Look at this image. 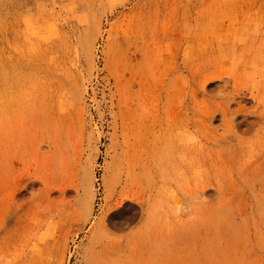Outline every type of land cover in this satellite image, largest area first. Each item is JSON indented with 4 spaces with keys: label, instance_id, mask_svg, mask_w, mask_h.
Returning a JSON list of instances; mask_svg holds the SVG:
<instances>
[{
    "label": "rangeland",
    "instance_id": "obj_1",
    "mask_svg": "<svg viewBox=\"0 0 264 264\" xmlns=\"http://www.w3.org/2000/svg\"><path fill=\"white\" fill-rule=\"evenodd\" d=\"M122 1L27 0L28 12L13 18L0 0V264H123L131 255L130 264H145V247L177 238L190 205L181 201L201 178L186 160V180L174 179L182 160L171 126L216 104L189 93L199 59L221 72L228 56L264 47V0ZM254 59L261 74L246 72L234 86L264 76V53ZM159 137L164 152L147 177L141 152ZM252 154L245 143L216 146L206 166L219 209L264 207ZM150 188L151 217L122 232L108 221L98 227L123 190Z\"/></svg>",
    "mask_w": 264,
    "mask_h": 264
},
{
    "label": "bare ground",
    "instance_id": "obj_2",
    "mask_svg": "<svg viewBox=\"0 0 264 264\" xmlns=\"http://www.w3.org/2000/svg\"><path fill=\"white\" fill-rule=\"evenodd\" d=\"M3 1L13 18L28 12L27 0ZM19 2L22 4L18 7ZM122 2L119 0V3ZM259 36L263 39L261 45H264V32ZM259 51L264 53V47L253 55H246L241 51L243 55L225 57L229 63L221 72H216L215 69L219 63L206 64L203 59H199L200 64H194L195 78L190 84L189 93L195 100L201 97L203 104L215 99L216 104L214 107L204 106L206 108L198 115L182 113L173 121L170 140L182 162L172 168V175L176 181L186 180L184 162L190 160V164L197 168L201 183L196 184L193 191L186 193L181 201V204L185 201L190 205L181 209L175 227H178L175 231L177 238L165 239L162 245L159 243L145 247L142 256L145 264H264V207L252 204L245 208L219 209L216 200L218 180L214 177V170L210 171L206 166L207 162L214 161L218 143L234 141L252 146V170L257 175L264 174V76H257L248 82V86H234L243 79L246 72L252 70L253 74H261L254 64V56ZM249 75L250 73L248 77ZM210 87L214 89L210 91ZM232 87L233 91H230ZM247 102H252L251 108L247 107ZM217 117H220L222 132L213 126ZM148 119L149 122L152 119L158 120L152 117ZM144 131L146 128L143 133ZM153 132H149L151 136ZM248 137L249 140H244ZM164 145L161 140L159 144H152V147L149 143L148 149L141 152V158L144 159L140 162L142 174L151 177L149 161L154 154L160 156L164 152ZM152 148L156 150L151 153ZM141 149L142 145L139 150ZM22 191L23 187L20 193ZM151 192L152 188L148 195L123 190L113 203L104 208L98 219V227L102 222L108 221L107 227L122 232L131 228L138 220L151 217L154 214V208L150 205L153 197ZM260 194L263 195L262 192ZM168 197L178 203L175 191H169ZM253 199H257L255 191ZM164 213L169 217L168 212ZM106 231L110 232L108 229ZM110 235L114 237L112 232ZM51 247L55 251L57 242H52ZM132 258L133 255L123 264H130ZM109 263L110 260L106 262Z\"/></svg>",
    "mask_w": 264,
    "mask_h": 264
}]
</instances>
